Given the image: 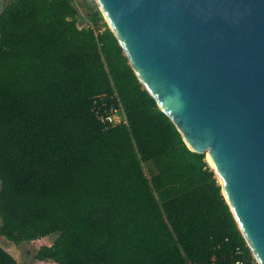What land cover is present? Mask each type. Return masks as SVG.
<instances>
[{
    "label": "trees",
    "instance_id": "16d2710c",
    "mask_svg": "<svg viewBox=\"0 0 264 264\" xmlns=\"http://www.w3.org/2000/svg\"><path fill=\"white\" fill-rule=\"evenodd\" d=\"M81 19L74 0H6L0 234L52 237L33 264H258L206 153L187 146L110 27ZM115 92L128 122L108 128L93 97L117 105ZM0 264H17L1 243Z\"/></svg>",
    "mask_w": 264,
    "mask_h": 264
},
{
    "label": "water",
    "instance_id": "95a60500",
    "mask_svg": "<svg viewBox=\"0 0 264 264\" xmlns=\"http://www.w3.org/2000/svg\"><path fill=\"white\" fill-rule=\"evenodd\" d=\"M97 2L187 146L209 151L237 224L264 264V0Z\"/></svg>",
    "mask_w": 264,
    "mask_h": 264
},
{
    "label": "rangeland",
    "instance_id": "374dc122",
    "mask_svg": "<svg viewBox=\"0 0 264 264\" xmlns=\"http://www.w3.org/2000/svg\"><path fill=\"white\" fill-rule=\"evenodd\" d=\"M74 3L78 7L79 15L84 20V25L89 26L91 24L92 27L97 29V32L102 31L107 24L109 23L101 10V7L97 0H74ZM100 11V21L99 26L95 27L93 22L89 20L92 15V12ZM144 170L149 178H151L154 174L157 173V169L152 162L144 163ZM1 224V218H0ZM52 237H46L43 240L36 241L34 243H26V244H17L14 241L8 239L6 236L0 234V243L1 245L9 251L14 257L17 259V264H33L34 257L36 253V246H39L41 243H49L52 242Z\"/></svg>",
    "mask_w": 264,
    "mask_h": 264
},
{
    "label": "built area",
    "instance_id": "2783aa9c",
    "mask_svg": "<svg viewBox=\"0 0 264 264\" xmlns=\"http://www.w3.org/2000/svg\"><path fill=\"white\" fill-rule=\"evenodd\" d=\"M110 97L114 102L117 100V105L110 103L107 100V98L109 97H107V95L105 94H98L93 97V112L95 113L96 118L105 127L108 128L128 122L124 107L120 101V98L118 97L117 92L112 94ZM237 253L241 255L242 254L241 249H237ZM189 264H198V263H189ZM236 264H254V262L243 258H239L236 261Z\"/></svg>",
    "mask_w": 264,
    "mask_h": 264
},
{
    "label": "flooded vegetation",
    "instance_id": "af4514ba",
    "mask_svg": "<svg viewBox=\"0 0 264 264\" xmlns=\"http://www.w3.org/2000/svg\"><path fill=\"white\" fill-rule=\"evenodd\" d=\"M5 3H6V0H0V16H1L2 11L4 9Z\"/></svg>",
    "mask_w": 264,
    "mask_h": 264
},
{
    "label": "bare ground",
    "instance_id": "6f19581e",
    "mask_svg": "<svg viewBox=\"0 0 264 264\" xmlns=\"http://www.w3.org/2000/svg\"><path fill=\"white\" fill-rule=\"evenodd\" d=\"M101 7V6H100ZM102 8V7H101ZM102 10H103V13H104V15H105V17H106V19H107V15H106V13H105V11H104V9L102 8ZM206 156H207V158L210 160V154H209V151H207L206 152Z\"/></svg>",
    "mask_w": 264,
    "mask_h": 264
}]
</instances>
